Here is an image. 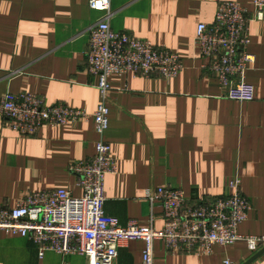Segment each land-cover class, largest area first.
Masks as SVG:
<instances>
[{"label": "crops", "instance_id": "1", "mask_svg": "<svg viewBox=\"0 0 264 264\" xmlns=\"http://www.w3.org/2000/svg\"><path fill=\"white\" fill-rule=\"evenodd\" d=\"M90 0H0V98L30 92L47 105L63 102L94 111L99 79L88 69L89 29L102 13ZM224 1H239L252 18L253 0H113L111 26L179 54L184 68L171 78L112 75L110 127L117 171L107 176L105 212L121 225H164L163 208L148 189L170 185L192 203L241 193L252 203L239 226L243 236L264 239V18L251 19L249 51L256 61L247 81L256 98H222L220 82L196 43L197 26L211 23ZM93 121L44 126L34 136L9 129L0 117V209L29 194L64 188L81 195L75 161L96 154ZM144 241L119 248L116 264H142ZM264 248L259 245L257 250ZM245 239L216 245L210 254L171 251L154 243V264H244L255 253ZM0 264H88L79 254L47 251L29 238L0 229ZM251 264H264V254Z\"/></svg>", "mask_w": 264, "mask_h": 264}, {"label": "built area", "instance_id": "2", "mask_svg": "<svg viewBox=\"0 0 264 264\" xmlns=\"http://www.w3.org/2000/svg\"><path fill=\"white\" fill-rule=\"evenodd\" d=\"M113 0H90L102 17L89 29L88 69L99 79L101 102L94 111L63 102L47 105L40 95L8 93L0 98V117L22 136H34L44 126H66L80 120L93 121L98 140L94 157L75 161L71 171L78 177L81 195L57 188L29 194L12 209H0V229L31 239L43 257L47 251L79 254L88 264H116L119 248L132 240L144 241L142 264H154V243L163 240L171 251L210 254L216 245L229 246L245 239L257 252L264 239L243 236L239 226L252 210L239 183L233 193L212 201L192 203L185 193L170 185L147 190L146 197L163 208L164 225L158 229L151 217L146 223L124 226L105 212L107 176L117 171L112 146L106 140L110 127V76L171 78L184 68L179 54L151 40L113 30ZM252 18L239 1L222 2L211 23L197 26L196 43L220 82L222 98L248 102L256 98L247 81L256 57L248 49L251 19L264 18V0H253ZM225 264H231L226 261Z\"/></svg>", "mask_w": 264, "mask_h": 264}, {"label": "water", "instance_id": "3", "mask_svg": "<svg viewBox=\"0 0 264 264\" xmlns=\"http://www.w3.org/2000/svg\"><path fill=\"white\" fill-rule=\"evenodd\" d=\"M264 254V248H262L260 251L254 254L253 257H251L248 261H246L244 264H251L255 260H257L259 257H261Z\"/></svg>", "mask_w": 264, "mask_h": 264}]
</instances>
